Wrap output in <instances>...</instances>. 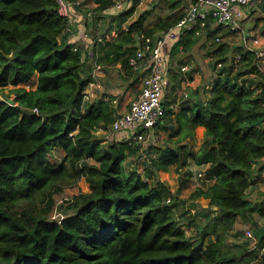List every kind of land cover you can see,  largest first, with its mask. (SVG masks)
Segmentation results:
<instances>
[{
	"label": "trees",
	"instance_id": "1",
	"mask_svg": "<svg viewBox=\"0 0 264 264\" xmlns=\"http://www.w3.org/2000/svg\"><path fill=\"white\" fill-rule=\"evenodd\" d=\"M94 1L95 13L110 9L117 0ZM139 3L134 0L130 10L116 17L119 38L97 46L100 64L114 62V57L131 51L142 34L166 31L181 17L147 28L145 13L123 30ZM169 4L176 11L185 3ZM216 27L213 35L224 30ZM91 31L96 29L92 26ZM71 35L56 0H0V90L14 87V98L0 102V264L254 262L252 241L239 237L246 228H261L264 219V204L250 197V176L264 162V72L258 68L257 54L242 45H219L211 94L176 120L173 111L164 108L156 125L166 130L176 125L180 139L164 147L151 143L146 149L126 138L104 142L96 135L99 128L109 132L116 117L104 98L85 100L92 80L86 62L91 59ZM217 62L222 63L219 69ZM124 65L130 69L129 57ZM36 74V89L19 87ZM198 126L206 134L195 152ZM54 148L64 155L59 164L49 157ZM142 149L150 154L142 162L143 171L138 164L127 169L125 161L133 153L141 158ZM191 160L206 166V174L216 180L189 197H203L217 208L205 222L186 208L181 190L171 191L158 177L171 166L185 169ZM68 178H85L90 191L64 199L60 207L68 206L65 217L52 219L51 201ZM186 227L195 228L196 235L188 236ZM263 244L264 239L258 241Z\"/></svg>",
	"mask_w": 264,
	"mask_h": 264
},
{
	"label": "crops",
	"instance_id": "2",
	"mask_svg": "<svg viewBox=\"0 0 264 264\" xmlns=\"http://www.w3.org/2000/svg\"><path fill=\"white\" fill-rule=\"evenodd\" d=\"M118 1L122 0H117L116 2ZM171 1L172 0H140V3L137 5L133 15L125 24L122 25V29L128 31L131 24L137 21L145 13H148L149 15L146 22L147 28L154 27V25H156L162 19L166 21H172L177 17L182 16L188 10L194 0H184V6L176 11L169 9V3ZM124 3L125 7L123 10L117 9V7L114 5L106 11L94 13L92 10L98 6L95 1L84 0L81 6L73 8L71 12V20L74 22L71 35L72 41L79 42V44L83 45L86 48V52L92 49L97 52V58L95 60L91 59L86 62V73L92 78V80L86 87L85 100L92 102L97 98H104L105 101L109 102L110 108L114 110L115 117H117L119 114L129 111L132 102L138 98L142 91L143 78L147 76L149 67L148 63H144L139 73H135L131 68H125L124 60H126L127 57L130 58L139 47V41L137 40L132 46V55H130L131 51L128 50L125 55L122 54L114 57L115 61L112 63L105 62L100 64L98 62L99 53L97 46L100 43L114 42L119 38V33L116 30V17L124 11L130 10L133 7L134 0H124ZM162 5L164 7L163 9H160V6ZM260 18L264 19V5H261V7L246 17V19L243 21V24L246 28H249L253 35L260 38L261 45L258 47V49L259 51H264V22H258L257 19ZM92 26L96 29V31H93V33L91 31ZM110 27H114L112 33L103 37V34H105L107 29ZM204 28L205 27L200 28L197 32L194 31L195 33H186L183 43H180V40L169 42L164 46L163 49V52L167 57V75L172 80V84L165 91L163 106L167 111H173L174 115L171 118L174 120H176V116L180 113L185 112L190 114L191 109H195L199 101L204 100L206 96L211 94L216 75V70L214 68V63L216 60L214 58L218 57L217 61H220L219 58H221L219 57L221 52L216 53L215 50L219 45L223 44L226 45V49L228 47H232L229 43H223V41L222 43L216 42L217 45L214 49V40L216 41L217 37L221 36L224 40L231 39L232 36L227 30H223L222 33L218 35H213L212 32L217 28L214 22H212V25L209 29L205 30ZM163 32L165 31L160 30L153 36H160ZM100 39H102V41L99 42ZM187 45L189 48H186ZM225 52L227 53L226 56H231V52L224 51V53ZM223 57H225L224 54ZM184 67H186L185 71L182 70ZM208 77L209 79H207ZM38 78L39 75L36 74L31 82L21 84L20 86L28 89H36ZM200 91L201 94L199 93ZM170 123L175 124L173 121ZM98 132L104 134L107 141L114 139L119 140L126 137L122 133H113L111 136L106 135L110 134V132L112 133L111 129L109 132H105L102 130V128H99V131L96 133ZM205 134L206 129L204 127L198 126L196 128L195 141L192 143V151H198L199 147L204 142ZM180 137L181 136L177 134V126L175 125L173 130H166L164 128L156 127L155 133L153 131V134L150 135L149 140L152 139L151 143H155L157 146L164 147L174 144V142L180 139ZM142 151L143 149L141 152ZM142 155L143 156L138 159L137 154L133 153L128 157L127 160H131L133 162L132 166L133 164H138V166L141 167L143 160L149 157L150 154L145 152ZM206 169V166H198L194 160H191L185 169L179 170L177 166H171L166 172H160L158 177L161 181L169 186L171 191L178 192L180 190L179 187L174 190L171 186L172 184L169 181V173L176 171L178 173L177 178L181 179L186 172H189L192 177L195 175L194 178L190 180V184L195 183V187H192L206 189L209 186H212L216 181L215 178L206 174ZM161 173H166L167 178H165V175ZM263 173L264 162H261L256 165L254 173H252L250 176L252 181L250 197L254 203L257 204H264ZM203 175H206V180L202 184V181L200 182L197 179V176L202 177ZM194 203L198 204L199 206L204 203L203 206L206 205L209 208L210 213L205 212L204 214L208 219L213 216L217 210L216 207H210L208 200L202 197L194 201ZM192 211H194L197 215L199 214V212L196 213L195 209H192ZM260 221L263 225L261 228H264V219H260ZM256 253L258 256L259 252Z\"/></svg>",
	"mask_w": 264,
	"mask_h": 264
},
{
	"label": "built area",
	"instance_id": "3",
	"mask_svg": "<svg viewBox=\"0 0 264 264\" xmlns=\"http://www.w3.org/2000/svg\"><path fill=\"white\" fill-rule=\"evenodd\" d=\"M56 2L60 16L67 20L68 31H72L74 27V22L71 20L72 9L81 6L83 1L56 0ZM261 5H264V0H194L177 23L162 35H141L139 47L129 58V66L135 73H139L144 63H148V73L143 78L142 91L132 102L129 111L116 117L111 126L112 133L124 134L126 136L124 138L134 145L149 140L151 131L164 114L165 91L172 84L171 78L167 75L164 46L169 42L181 40L188 32H197L200 28L206 27L209 21H213L216 26L222 27L230 34L240 36L241 45L246 51L257 54L258 68L264 72V51L258 49L261 40L258 36L250 35L243 24L246 17ZM115 7L123 10L124 0L116 2ZM216 42L222 43L223 37H217ZM88 56L95 60L97 52L93 49L89 50ZM237 58L240 60L241 56L238 55ZM221 66L222 63H218L217 69ZM182 70L185 71L186 67ZM244 234L245 238L253 243L251 250L259 252L256 260L251 264H264V244L262 246L257 244L258 241L251 229H245Z\"/></svg>",
	"mask_w": 264,
	"mask_h": 264
},
{
	"label": "rangeland",
	"instance_id": "4",
	"mask_svg": "<svg viewBox=\"0 0 264 264\" xmlns=\"http://www.w3.org/2000/svg\"><path fill=\"white\" fill-rule=\"evenodd\" d=\"M82 1L84 2V0H82ZM163 7H164L163 5L160 6V9H163ZM257 21L258 22H260V21L264 22V19L260 18V19H257ZM245 29L247 30V32L250 35L252 34L251 31L249 30V28L245 27ZM231 36H232L231 39H224L223 43H229L230 46H232L231 49L241 45L240 36L235 35V34H231ZM215 46L216 45H213L214 49L216 48ZM207 79H209V77ZM19 87H21V86H19ZM13 88L14 87L11 86V85H6V86L2 87V90H0V102L3 101L6 98V96H10L11 98H14V95L11 94V89H13ZM112 134L113 133L110 132V134H106V135H110L111 136ZM96 135L98 137H100L101 139H104V142L107 141L106 138H104L105 135L101 134V132L96 133ZM151 141H152V139H150L146 143H143V145H144L143 147H146V149H147L149 147L148 145L151 144ZM145 152L147 153V150L146 151H142V153H145ZM49 157L54 161V163H56V164L58 163L59 164L63 160L64 155H63V153H61V151L58 148H54V149H52V152L49 154ZM89 161H90L89 163H94L93 160H89ZM132 163L133 162L131 160H126L125 161V167L127 169H131L132 168ZM139 170H140V172L143 171V166L142 165H141V167H139ZM161 174H164L165 176L164 175L163 176L165 178H167L166 173H161ZM177 175H178V173L176 171H172L171 173H169V176H170L169 181L172 184L171 186L173 187L174 190H176L177 187L180 188L181 192H180L179 196H180L182 201H186L187 202L186 208L188 210H191V211H192V209H195L196 213L199 212L198 215L202 216L200 219L205 222V220H207L208 218H206L204 214H205V212L206 213L207 212L210 213L209 208L206 205L203 206L204 203H202V205L199 206L198 204H195L194 201L192 202V201L189 200V197L191 196V194L193 192H195L196 189H197V188H194L195 187L194 186L195 183L194 184H190V180L192 178H194L195 175H193V177H192L191 174L186 172L181 179H178ZM197 179L200 182L202 181V184H203V182L206 180V175L205 176L203 175L202 177L197 176ZM182 182H184V184H182ZM192 186H194V187H192ZM62 187H63L62 191L54 194L53 199H52L53 201H51L53 207L51 208L50 218H52V219L61 220L62 218L65 217V212L67 211L68 206H61L60 207V203L62 201H64V199L71 198L72 196L77 195L80 192H89L90 191L89 185L86 182L85 178H82L80 180L68 178V180L64 181ZM179 188H178V190H179ZM23 203H25V202H22L21 204H23ZM38 203L39 204L43 203L41 197L39 198ZM183 205H185V203ZM192 213L195 214L194 211H192ZM246 229H248V228H246ZM244 230H243L242 234L240 235L239 239L247 241V239L245 238ZM185 231H186L188 236H195L196 233H197L195 228H192V227H186Z\"/></svg>",
	"mask_w": 264,
	"mask_h": 264
},
{
	"label": "water",
	"instance_id": "5",
	"mask_svg": "<svg viewBox=\"0 0 264 264\" xmlns=\"http://www.w3.org/2000/svg\"><path fill=\"white\" fill-rule=\"evenodd\" d=\"M253 233L255 238L259 241L262 242L264 239V228H254Z\"/></svg>",
	"mask_w": 264,
	"mask_h": 264
}]
</instances>
